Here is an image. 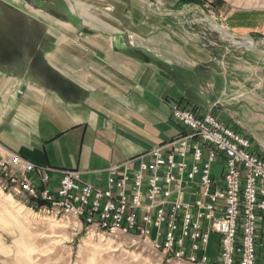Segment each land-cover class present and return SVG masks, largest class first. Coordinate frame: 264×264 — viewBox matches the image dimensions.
<instances>
[{"label": "crops", "instance_id": "crops-1", "mask_svg": "<svg viewBox=\"0 0 264 264\" xmlns=\"http://www.w3.org/2000/svg\"><path fill=\"white\" fill-rule=\"evenodd\" d=\"M60 2L62 18L45 15L39 38L0 35L3 157L78 171L102 188L109 167L136 170L182 133L172 119L178 104L212 114L264 151L251 133L264 136V76L257 81L255 67L225 68L226 53L209 51L175 20L145 17L137 0ZM231 16L243 19H233L235 30L264 38V11ZM59 177L51 175L52 190ZM191 191L173 199L190 201Z\"/></svg>", "mask_w": 264, "mask_h": 264}, {"label": "built area", "instance_id": "built-area-1", "mask_svg": "<svg viewBox=\"0 0 264 264\" xmlns=\"http://www.w3.org/2000/svg\"><path fill=\"white\" fill-rule=\"evenodd\" d=\"M182 133L148 152L136 170L107 169L105 187L80 173L0 153V176L55 216L103 235L148 240L165 264H264V151L253 139L187 105L173 107ZM168 149V151H166ZM59 174L51 189V175ZM192 200L173 197L184 190ZM218 236L216 256L207 248Z\"/></svg>", "mask_w": 264, "mask_h": 264}, {"label": "rangeland", "instance_id": "rangeland-1", "mask_svg": "<svg viewBox=\"0 0 264 264\" xmlns=\"http://www.w3.org/2000/svg\"><path fill=\"white\" fill-rule=\"evenodd\" d=\"M129 1L133 2V0ZM137 1L143 6L145 17L154 18L146 9L144 1ZM151 1L171 10H181L184 5H188L182 0ZM198 1L201 2L199 6L229 31L237 35L250 34L253 36L255 41L260 42L259 48L264 51L262 35L254 31L250 33L243 30V26L239 30H235L236 27L231 24L233 19L236 22H243V19L231 16L233 12H263L264 0ZM53 2L54 4L52 6L48 4V7L50 6L54 12L56 10L61 13V8H57V2ZM35 5L39 10L43 9V3L35 2ZM21 8L30 10V7L25 3L21 5ZM167 19L175 20L176 24L184 28L194 39L205 44L209 51L226 53L223 57L225 68L229 65L228 63L235 61L234 66L241 68L238 73L248 74L250 72L248 68L255 67L257 69L256 80L259 81L263 78L264 57L254 54L248 45L233 43L231 37L214 30L207 22L203 21L204 18L201 15L191 13L186 17H168ZM251 133L258 135L261 139H259L260 142L264 144V136L254 129ZM218 239L217 235H211L207 248L209 257L216 256ZM0 264L165 263L162 256L151 248L148 240L136 236L111 237L103 235L94 229L80 225L74 218L55 216V214L41 209V204L34 203L25 194L15 192L0 176ZM173 264L188 263L175 262Z\"/></svg>", "mask_w": 264, "mask_h": 264}, {"label": "water", "instance_id": "water-1", "mask_svg": "<svg viewBox=\"0 0 264 264\" xmlns=\"http://www.w3.org/2000/svg\"><path fill=\"white\" fill-rule=\"evenodd\" d=\"M34 1V2H33ZM10 0L9 2L6 0H0V25H4L3 30H0V35H9L14 36L17 38L18 35H14V33H11L12 30V24L10 22H13L14 18L17 16L19 17L25 25V32L29 34H44L47 30L46 27L41 23V20L43 17L50 16L53 18H62V11H56L55 12L51 9L50 6L57 2V8H61V0ZM145 3L146 8L151 12L153 15L157 17H174V18H180V17H186L187 15L191 13H196L201 15L207 22H210L212 24H215L220 32H223L227 36L231 37L232 39H240L241 36L237 35L231 31H229L226 27H224L223 24L217 22L213 17H211L201 6L196 4H188L184 5L181 10H171L166 7H161L157 4H154L151 0H142ZM35 2L43 3V9L39 10V8L35 5ZM25 5L30 7V10L22 9L21 5ZM48 4L50 5L48 7ZM35 12L39 14H35ZM62 10V9H61ZM27 11V12H25ZM33 15V16H32ZM39 15V16H38ZM37 16V18H35ZM44 20V19H43ZM8 26V27H7ZM43 27H44V33H43ZM28 31V32H27ZM38 32V33H36ZM34 36V35H33ZM249 39H251L256 45L251 48L252 52L258 56L264 57V51L259 48L260 42L255 41L253 39V36L250 34L247 35Z\"/></svg>", "mask_w": 264, "mask_h": 264}, {"label": "flooded vegetation", "instance_id": "flooded-vegetation-1", "mask_svg": "<svg viewBox=\"0 0 264 264\" xmlns=\"http://www.w3.org/2000/svg\"><path fill=\"white\" fill-rule=\"evenodd\" d=\"M10 23L12 24L11 26H12V30L14 32V35H18L17 37L22 38L25 36L30 37L29 35H34L33 37L39 38V36L41 35V34L26 33L24 30V28H25L24 22L17 16L14 18L13 22H10ZM13 32L11 31V33H13ZM36 33H38V32H36Z\"/></svg>", "mask_w": 264, "mask_h": 264}, {"label": "bare ground", "instance_id": "bare-ground-1", "mask_svg": "<svg viewBox=\"0 0 264 264\" xmlns=\"http://www.w3.org/2000/svg\"><path fill=\"white\" fill-rule=\"evenodd\" d=\"M203 21L207 22L205 19H203ZM214 30L216 29L217 31H219V29L217 28V26L215 24H212L210 22H207ZM241 38L240 39H233V43L235 44H242V45H248V48H253L256 44L247 37V35H240ZM247 47V46H246Z\"/></svg>", "mask_w": 264, "mask_h": 264}, {"label": "trees", "instance_id": "trees-1", "mask_svg": "<svg viewBox=\"0 0 264 264\" xmlns=\"http://www.w3.org/2000/svg\"><path fill=\"white\" fill-rule=\"evenodd\" d=\"M183 3H188V4H196V5H200L201 2H199L198 0H182Z\"/></svg>", "mask_w": 264, "mask_h": 264}]
</instances>
